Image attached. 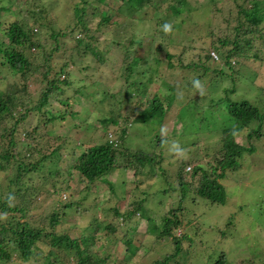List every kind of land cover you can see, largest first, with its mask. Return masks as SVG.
I'll use <instances>...</instances> for the list:
<instances>
[{
  "label": "rangeland",
  "instance_id": "1",
  "mask_svg": "<svg viewBox=\"0 0 264 264\" xmlns=\"http://www.w3.org/2000/svg\"><path fill=\"white\" fill-rule=\"evenodd\" d=\"M157 1L166 3L164 10L159 7L153 19L150 16L134 28L132 25L135 24L131 25L130 20L126 25L127 30L123 28L122 15L117 12L121 4L119 0H107L105 6H111L109 12L114 19H120V25L110 23L99 28L98 13L89 14L86 23L90 31H96L98 27L96 37L92 40L97 44V52L103 53L102 50L108 48L111 52L105 55L103 62H98L91 53L81 56V51L77 50L78 64H71L69 74H60L61 80L70 78L72 82L64 85V94L60 95L57 92L51 96L49 103L51 105L48 106L49 111L46 114V119L54 115L64 117L54 120L53 124L50 120L47 125L45 123L42 125L41 114L36 112L28 114L29 116L19 124L18 138L30 142L31 146L41 143L40 148L32 147L29 150L24 147L21 160H26L28 163L39 160L40 163L23 178L22 192L13 185L12 204L26 207L27 215L23 219H28L32 226L36 227L44 225L49 228L53 212L59 211L61 215L64 214L61 224L58 225L59 229L71 228L72 236L79 235L81 233L79 228L85 226L94 217L102 222L115 223L117 242L109 244L111 242L109 238L106 243L101 242L102 252L106 248L111 252L110 259L105 264L125 262L129 254L136 250V246L138 249L131 257V264H152L171 254L175 250L172 238H159L157 231L151 228L153 223L150 219L158 224L164 214L180 205L181 209L177 210V213L183 218L184 226H181L177 233L181 235L189 233L187 236L191 238H184L182 241L183 250L185 248L189 253L185 252L186 260L181 263L178 262L182 257L179 254L170 264H211L222 253L226 255L227 264H241V260L257 258L260 254L262 258L258 259L263 260L264 116L249 126L257 129L261 125L262 135L257 142L255 141L256 152L245 154L239 170L230 172L221 181L228 194L227 202L214 204L202 198H197V201H192L190 198L193 196L191 192L196 191L200 185L199 176L191 178L194 166L197 163L208 166L209 162H214L213 157L220 146L221 129L230 124L228 117L222 114L223 109L216 103L219 97L226 96L224 88L231 90L235 87L234 92H230L233 100L249 99L254 104L258 102L264 112V50H260L264 49V38L256 35V38H259L253 40L252 47L241 50L238 56L242 61L237 62L233 71L227 69L221 74L213 70H204L203 67L207 64L213 69L223 66L221 61L217 62L218 58H215L218 55L213 57L214 60L204 58L206 50L201 48L207 46L210 49L209 27L212 33L219 37L228 33L226 19L230 13L236 15L239 8L235 7L232 1L223 8L221 16H213L211 0H190L192 4L203 2L206 6L176 15L167 6L169 0ZM10 2L11 0H0V7L4 6L6 11L11 7ZM82 2V0L14 1L12 8L18 10L15 11L18 15L9 14V21L23 20L31 27L36 17L31 15L30 11L38 9V4L44 6L52 20L44 28L38 25L34 27L39 30L33 38L37 42L40 41L44 47L42 49L32 47L27 51L32 65L41 67L38 73L26 77L23 73L11 71L8 64H1L4 58L0 54V92H13L15 84L20 88L26 84L24 98L29 107L40 101L41 91L45 86L40 78L45 70L43 65L45 63L51 65L50 78H53L60 67L67 62L74 45L73 36L61 35L59 50H56L50 26L56 27L55 31L66 32L67 24L73 22L71 13L74 6L79 3L82 7L84 6ZM262 2L264 6V1ZM243 5L246 7V3ZM89 11L93 10L89 8ZM5 13H2L3 15L0 13L4 20L7 18ZM208 21L210 26H204L202 29L201 26ZM180 24L181 29H178L176 26ZM45 28L49 30L46 33ZM259 28L264 31V19ZM114 30L118 35L115 38H121L120 44L114 42ZM131 34H136L138 39V41L134 40L133 44L129 42ZM82 36V33H78L76 38ZM142 40L150 41L151 52L140 57L135 71L127 76L128 55L122 60V55L117 50L125 52L128 50L134 55L137 45ZM157 48H159L158 52H162L161 56L165 57L166 51L176 55L172 60L173 67L165 58L156 61L154 50ZM201 53L202 58L199 56ZM150 78L153 79L151 83ZM141 84L146 87H141V92L136 91ZM170 85L173 87L170 88ZM155 95L161 99L171 97L173 101L164 119L160 122L161 118L155 117L147 122H135L139 112L149 105V101ZM60 96L64 98V102H61ZM212 97L214 101H211ZM15 109L17 118L22 106ZM73 112L78 114H72ZM110 116L116 117L118 124L109 122L105 125L101 121V118ZM1 119V128L10 129L15 123V119L11 117ZM123 127L128 128L124 138H121L124 148L143 152H152L155 149L157 154L162 153V162L155 164L153 171L150 166L142 168L143 173L137 169L123 167L117 169L107 178L115 183L114 190L104 180H99L91 188H87V182L81 180L77 169L69 174L68 166L74 163L81 149L94 143H103L108 139H119ZM46 128L54 130L59 139L56 137L41 139L40 132L46 135ZM29 131L32 132L31 135L27 134ZM247 135V131L243 132L239 136L240 142L248 144ZM159 137L167 138L166 145H161L162 142L157 143ZM62 142H65L62 157L55 167L56 171L59 169L63 172L60 176L58 172L50 173L53 158H43L42 155L49 153ZM81 143L79 148H73ZM3 144L0 140V150ZM123 164H126L125 160ZM180 171H182L181 175ZM11 176V170L0 173V200L5 199L4 192L7 191L5 184L9 183L8 179ZM180 180L189 181L191 184L187 198H181ZM144 198L145 210L149 218H142L136 213L127 221L123 218L117 219L115 208L126 212L133 207L135 201ZM66 203L71 204L72 208H64ZM16 215L20 217L21 213L16 212ZM6 217V213L0 214L1 220H5ZM104 231H101L102 235ZM127 240H131L132 243L128 244ZM94 246L93 249L96 251L98 246L97 244ZM48 250L49 246L43 244L41 255L29 261L14 255L13 260L15 264H41L42 257ZM69 264H74L72 259Z\"/></svg>",
  "mask_w": 264,
  "mask_h": 264
},
{
  "label": "trees",
  "instance_id": "2",
  "mask_svg": "<svg viewBox=\"0 0 264 264\" xmlns=\"http://www.w3.org/2000/svg\"><path fill=\"white\" fill-rule=\"evenodd\" d=\"M14 1L15 0H11L9 3L11 7H8L6 11L4 6L0 7L1 14L7 12L5 13L7 15L6 20L3 19V14L0 16V54L4 58V60L1 61V64H8L11 71L16 73L20 72L26 77H31L38 73L41 67L32 65L27 51L32 47L40 49L44 47L40 41L37 42L34 40L33 37L39 30L37 27L34 29V27L38 25L44 28V26L48 24L52 18L50 17V14H47L44 6H42V4H38V9H34V11L31 9L30 11L31 15L36 17V21L33 25H31V27L26 25L23 20L16 19L15 21H9V14L18 15V13H15V11L18 10H16L15 7L12 8ZM82 1L84 6L80 7L79 3L74 6L73 12L71 13L73 16V22L71 24H67L68 30L66 32L64 31L61 33L55 31L54 29L56 27L50 26L52 28L51 37L54 39V46H56L54 48L56 50H59L61 43L59 38L61 35L65 37L73 36L74 45L71 48L72 51H70V56H68L67 62L60 67L53 78H50L52 70L51 65H47L46 63L43 65L45 66V70L42 72L43 74L40 78L45 86L42 88L40 101L36 105L29 107L26 99L24 98V89L26 84L21 88L15 84L13 92H0V123L2 122L1 118L11 117L15 119V123L10 126V129L7 127L1 128L0 125V140L4 143L0 150V173H5L6 170H11L12 175L11 178L8 179L9 183L5 184L6 189L9 192H4L6 194L5 199L0 200V214H7L5 220L0 219V264H15L13 260L14 255L18 258L29 261L32 258L41 255L40 250H42L43 244H47L49 246V250L43 255L41 264H69L70 259L73 260L74 264H105L109 261L111 252L107 248L102 252L103 243H106L108 238L111 241L109 244L117 242V225L113 222H102L101 220H98L97 217H94L85 226L79 228L81 232L79 235L72 236L70 231L71 228L59 229L58 225L61 224V221L63 220L62 215H64H61L59 211L56 210L53 212L49 222V228L44 225L36 227L32 226L28 219H23V217H26L27 215L26 207L12 204V195L14 194L12 190L13 185H16L19 191L22 192L23 178L26 175L28 176L30 171H33L36 165L40 163L39 160L34 163H28L26 160H21L22 150L24 147H27L29 150L32 147L40 148L41 143L39 142L36 145L31 146L30 142L18 138L19 124H21V121L25 120L29 116L28 114L36 112L41 114L40 123H42V125L44 123L47 125L50 120L53 124L55 123L54 120L64 117L63 115L61 117L54 115L53 117L46 119V114L49 111L48 106L51 105L49 104L51 96L57 92H59L60 95L64 94V85H69L72 82L70 78L61 80L60 74H69L71 72V64H78V56H76L77 50L81 51V56H86L88 53H91L95 56L98 62H103L105 60V55L108 52H111L110 48L102 50L103 53L97 52V44L92 40L96 37L98 27L96 28V31L91 32V29L86 23L88 20L87 17L90 16V13L92 15H96V13H98L100 16L98 23L99 28H103L104 25L107 26L110 23H115L117 25L121 24L120 19H114L112 14L109 12L111 6H105L107 0ZM119 1L121 4L117 8V12L123 17L122 24L125 30H127L126 25L130 20L131 25L133 23L135 24L132 25L134 28L137 24L145 22L150 16L153 19L154 16L157 15L156 12L159 10V7L164 10V6H166V3L164 4L162 2H158L157 0ZM232 1H234V6L239 8V10L236 11V15L229 12L230 14L226 19L228 33H225L221 37L215 35V33H212L213 31L211 27H209V21L201 26L202 29L204 26L209 27V36H211L209 41L210 49H208L207 46L201 48L206 50L204 58L206 57L207 60H214L212 53L215 52L218 55L217 62L221 61L223 64V66L219 69H213L209 64H207L203 67L204 70H213L217 73L220 72L221 74H224L227 69H231L233 71L237 62L242 61V59L238 56L241 54V50L252 47V42L256 38V35L264 38V31H261L259 28L264 19V6H262V1L264 0H211L213 16H221L220 14L223 13V8ZM197 3V5L192 4L190 0H169L167 6L171 9L173 14L177 15L184 12L187 13L197 7L200 8L206 6V3ZM222 3L223 6L221 7ZM243 3H246V7ZM248 3H251V5ZM89 8L93 11H89ZM136 18H138V20H136ZM158 18H160L159 15ZM176 27L181 29V24ZM48 31L49 30L45 28V33ZM78 33H82L83 36L76 38ZM135 35L136 34H131L129 39L130 44H133L134 40L138 41ZM113 36L114 38L118 37L115 30L113 32ZM120 39L121 38H115L114 42L120 44ZM150 47V41L144 42L142 40V42L137 45L136 54L134 55H131L128 50H126V52L117 50V52L122 55V60H125L128 55L129 63L126 67V72L129 73L127 76L131 75V73L135 71L136 66L139 64L140 57L150 54ZM159 48L154 50L156 61L159 62L161 59L165 58L167 62H169L170 66L173 67L174 63L172 60L176 55L166 51L165 57L161 56L160 54L162 52H158ZM199 56L202 58L203 54L201 53ZM152 80V78L149 79L150 83ZM236 85L237 84H234V86ZM141 87H146V85H139L136 91L141 92ZM172 87L173 86L170 85V88ZM234 90L235 87L231 88V90L224 88L226 96L219 97V100L216 102L223 109L224 112L222 114H224L225 117H228L230 124L221 129L220 146L216 149L217 153L215 154V157H213L214 162H209L208 166L202 163H197L191 172V178L194 179L197 176L200 177V185L196 191L194 190V192H191V194H193L190 198L192 201H197V198H202L214 204H225L228 199V194L221 181L225 179L230 172L239 170L240 163L242 162L241 160L245 154L256 152L257 146L255 141L257 142L262 135L261 125L257 129L253 128V126H249L263 118V107L259 106L258 102L257 104H254L249 99H242L240 101L233 100L230 97V92H234ZM60 98L61 102H64V98L61 96ZM212 100L214 101L215 99L212 97L211 101ZM172 103L173 101L171 97L170 99L167 97H162L161 99L155 95L149 101V105L144 110L139 112L136 120L134 121L147 122L152 118L159 117L161 118V122L162 119H164L167 110L173 105ZM18 106H22V109L19 110V117L16 118L15 108ZM72 114L77 115L78 113L73 112ZM194 115L195 114H193V117L195 118ZM101 121L105 125L109 122L118 124L117 118L112 116L103 117L101 118ZM89 124L90 123H88V125ZM90 126L92 127L93 125L91 124ZM36 130L37 129L35 128V131ZM127 131L128 128L123 127L119 139H108L103 143H94L89 147L81 149L80 153H78L75 158L74 163H71L68 166L69 169H67V171L69 174L71 175L72 170L77 169L81 180L87 182V188H91V186L99 180H104L107 181L110 184L111 189L114 190L115 183L107 178L117 169H121L122 167L125 169H137V171L143 173L142 168L150 166L153 171L155 164L162 162V153L160 152L157 154L156 151H154L155 149H153L152 152H143L124 148L122 146L121 138H124ZM245 131L248 132V144H244L239 140V136H241ZM27 134L31 135L32 132L29 131ZM40 134L43 135H41V139L46 138V140H48L50 137H56L59 139L56 136L55 131L49 128H46V135L42 132H40ZM64 139L67 140L65 137ZM159 142H162L160 143L161 145H166L167 138L159 137L157 143L159 144ZM64 143L65 142H62L58 146L54 147L49 153L42 155L43 158H53V164L50 169L51 174L58 172L60 176L63 175V172L59 169L56 171L55 167L58 166L59 159L62 157ZM79 145H82V143L74 146L73 148L77 149L79 148ZM16 149L18 150L16 151ZM40 152L42 151L40 150ZM158 157L160 158L158 159ZM124 160L126 161L125 165L123 164ZM191 168L192 167H190V169ZM181 173L182 171H180L179 174L181 175ZM180 184L182 188L181 198H187L190 194L189 186L191 184L189 181L184 182L183 180H180ZM68 187L69 186H66V188ZM145 201V198L140 201H135L133 203V207L128 209L126 212H121L119 208H115L114 210L117 215V219L123 218L127 221L135 216L136 213H139L142 218H149V214L145 210ZM64 208L70 209L72 208V205L66 203ZM179 209H181V205L176 208H172L168 213L162 216L161 222L158 224L154 223L153 219H150V222L153 223L151 228L153 231H157L158 237H170L175 244V250L172 251L171 254L169 253L164 259L156 260L152 264H170V262L174 261L179 254L182 256L178 260L179 263L186 260L185 252L188 254L189 251L185 248L183 250L182 241L184 238L190 239L191 237L189 238V236H187L189 235L188 232H186V235L177 233L178 229L181 228V226H184L183 218L177 213V210ZM16 212H20L21 216L18 217ZM185 229L186 231L188 230V225L185 226ZM103 230H105L104 235L101 234V231ZM126 242H128V244L132 243L131 240H127ZM96 244L98 248L95 251L93 247H95L94 245ZM137 249L138 248L136 246V250L129 254V258L121 264H131V257L134 253H136ZM260 257L262 258L261 254L257 258H246L241 260V264H264V259H258ZM211 264H227L225 253L220 254L219 257Z\"/></svg>",
  "mask_w": 264,
  "mask_h": 264
},
{
  "label": "clouds",
  "instance_id": "3",
  "mask_svg": "<svg viewBox=\"0 0 264 264\" xmlns=\"http://www.w3.org/2000/svg\"><path fill=\"white\" fill-rule=\"evenodd\" d=\"M212 54H213V56L215 57V54H216V53H215V52H213ZM216 55H217V54H216ZM217 57H218V56H217ZM217 57H215V58H217Z\"/></svg>",
  "mask_w": 264,
  "mask_h": 264
},
{
  "label": "built area",
  "instance_id": "4",
  "mask_svg": "<svg viewBox=\"0 0 264 264\" xmlns=\"http://www.w3.org/2000/svg\"><path fill=\"white\" fill-rule=\"evenodd\" d=\"M215 56H217V55L215 54Z\"/></svg>",
  "mask_w": 264,
  "mask_h": 264
}]
</instances>
